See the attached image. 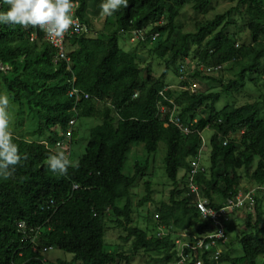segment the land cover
<instances>
[{
	"label": "trees",
	"instance_id": "trees-1",
	"mask_svg": "<svg viewBox=\"0 0 264 264\" xmlns=\"http://www.w3.org/2000/svg\"><path fill=\"white\" fill-rule=\"evenodd\" d=\"M78 1L77 15L90 29L87 11L91 0ZM213 1L128 0V7L114 14L115 31L111 35L91 38L84 34L68 39L70 62L55 60L58 50L44 40L40 30L0 25V94L10 97V107L15 108L10 110H14L17 122L31 125L27 135L13 136L21 155L27 158L9 179L0 178V264H43L41 255L34 253L29 240L18 232L21 221L43 227L42 246L72 255L70 261L57 259L51 264H114L118 258L129 262L130 256L124 255L119 245L109 247V223L122 232L121 240H133L132 255L152 252L159 254V261L174 263L177 250L172 234L159 237L157 232L160 227L203 232L206 223L201 221L196 197L187 189V179L191 161L203 144L201 133L208 127L214 132L210 166L195 177L202 196L218 207L244 187V176L252 184H264V118H259L262 102L227 104L222 109L216 106L224 95L244 89L248 80L259 78L264 87V0H229L236 5L227 12L196 22L194 32L180 31L178 18L185 7L206 14ZM0 5V10L7 11L3 0ZM234 11L246 18L243 28L251 38L240 47L235 34L227 30ZM150 27L149 36L159 34L151 52L165 59L166 68L158 78L149 69L141 78L144 70L137 54L123 50L118 35ZM149 41H141V45ZM190 56L207 65L223 64V70L237 64L240 71L227 83L213 78L214 74H192L194 78L219 81V91L173 90L162 79L169 70L179 76L180 63ZM73 86L89 98L81 96L77 101L70 96ZM169 100L178 107L181 122L190 126L189 135L172 123L167 125L168 115L163 117L160 106L172 107ZM82 117L102 122L91 129L79 167H70L65 176L52 173L44 163L52 150L44 142L55 145L60 130H66L72 119ZM241 131L243 135L232 137ZM160 142L167 146L165 172L172 189L169 201H161L156 209V223L141 228L134 221L131 193L146 175L149 160L138 162L134 173L126 174L124 169L134 144H142L146 154L152 155ZM180 171H184L181 178ZM73 183L79 187L73 188ZM144 187L138 207L153 202L151 181H145ZM50 201L56 208L43 210ZM243 218L245 230L235 237L243 254L227 246L222 263L258 264L264 255L262 201L255 216L244 214ZM235 229L232 224L228 236Z\"/></svg>",
	"mask_w": 264,
	"mask_h": 264
},
{
	"label": "rangeland",
	"instance_id": "rangeland-1",
	"mask_svg": "<svg viewBox=\"0 0 264 264\" xmlns=\"http://www.w3.org/2000/svg\"><path fill=\"white\" fill-rule=\"evenodd\" d=\"M102 0L98 2H94L91 0L89 3L88 19H90L91 27L90 33L87 35L91 38H96L101 35L102 38H106L111 35L115 31V17L114 15L111 17H101L100 16V4ZM95 5V6H94ZM236 5V2H231L229 0H216L211 3V8L206 14H198L196 13L191 6H187L182 10L181 15L178 18V25L181 32H194L195 25L198 21H206L209 19H213L218 14H223L230 10L232 7ZM244 12V9L242 10ZM246 18L240 14L238 11L233 12L232 23L228 25L227 30L235 34L237 45L240 47L242 44H248L251 40L250 33L248 30L243 28ZM224 23L221 25L223 26ZM151 27L149 28V30ZM221 27L218 28V30ZM119 46L127 51V52H135L137 54L138 63L143 68V72L141 73V78H145L146 71L150 70L151 74L158 78L160 77L166 68L165 59L155 52H151V50L157 45V40L145 42L147 45L142 46L141 41L131 42V32L130 33H120L118 35ZM146 41V40H144ZM165 57H168L166 55ZM188 61L191 63L195 62L192 57L188 58ZM191 69V68H190ZM240 71L239 65L235 64L232 67L225 68L222 72L214 74L212 77L216 80H221L224 83L231 79H235V75ZM189 78L198 82L199 85V93L207 90H221V84L218 82H210L208 79H199L192 77V74L189 75ZM164 83L168 84L173 90L179 89L181 79L177 74H175L172 70H169L166 76L162 79ZM7 91V90H6ZM8 92V91H7ZM2 94V93H1ZM9 100L11 101L10 97ZM256 101L262 102V112H264L263 103H264V87L262 86V81L258 78L255 81H247L246 87L242 89L238 93H233L229 96H223L221 100L217 103V108L222 109L227 104H233L235 106H242L247 103H254ZM11 106V105H10ZM10 108H13L10 107ZM9 111L11 113V124L10 130L13 133V136L21 137L22 135H27V131L30 130L31 127L29 122H24L20 125V122H17L15 118V112L12 109ZM15 109V108H13ZM259 114V118H264V113ZM98 118H89L82 117L77 119L75 126L73 127V142L71 143V156L70 159L76 161L82 157V155L86 152L87 144L90 140L91 129L100 124ZM213 129L208 127L202 132V139L205 143L202 152V168L207 170L210 166V140L213 136ZM167 152V146L164 142H160L158 146V150L156 153L152 155H147L142 144H134L126 165L124 172L126 174H131L135 172V166L138 162H145V160H149L148 171L146 175L139 179L137 185L132 189V202L134 205V221L135 224L141 228H145L146 224L153 225L156 223V209L159 208V203L161 201H169L170 190L172 189L171 182L166 176L165 172V163L164 159ZM244 175L242 170L241 172ZM184 175V171L179 172V178ZM151 181L152 189L154 191L153 194V202L148 203L144 207H138L137 203L145 194V181ZM252 184L248 181V179L244 176L243 185L244 187ZM183 183H180L182 186ZM124 202H121L120 205H123ZM244 214H242V217ZM147 217V218H146ZM239 220V219H238ZM244 220L245 218H240L239 225H235L236 229L234 234L229 236V246L231 245L236 254L242 255L243 249L239 242L235 241V237L242 236L244 228ZM262 226L264 227V204H263V218H262ZM108 230L106 233V241L111 247V249L116 246H120L121 250H123L124 255L127 257L130 256V261L128 262L124 258H118L117 262L114 264H165L162 261H159V254L157 253H146L140 251L137 255H132L130 252V246L132 243V239L129 242H124L120 238V234L122 232L118 229L113 228L112 224H108ZM47 258L51 262H55L57 259L70 261L72 259V255L68 253H64L60 250L52 251L48 254ZM258 264H264V255L258 259ZM172 264V263H169Z\"/></svg>",
	"mask_w": 264,
	"mask_h": 264
},
{
	"label": "built area",
	"instance_id": "built-area-1",
	"mask_svg": "<svg viewBox=\"0 0 264 264\" xmlns=\"http://www.w3.org/2000/svg\"><path fill=\"white\" fill-rule=\"evenodd\" d=\"M74 2H76L74 0ZM79 2V1H78ZM80 7V2H79ZM77 9H74V15H77ZM79 18V17H78ZM80 21L81 28L79 31L72 30L65 35L63 40L57 42L50 41L44 32L40 31L43 35L44 40L49 43L52 47L58 50L55 60H64L70 62L69 55L67 53V42L68 39H71L75 35H84L89 34L90 29L86 27ZM39 30V29H38ZM148 29L136 30L131 32V42L135 41H144L150 39L155 41L159 34L155 33L148 35ZM35 39V35H32L31 40ZM188 58H185L182 63L179 65L178 74L182 82H187V85L184 83L181 86V89L187 90L192 93H196L199 89V83L194 82L189 78L190 74L200 72L206 76H212V74H217L220 71H223L225 65L216 64V65H207L201 62L200 60L195 61L192 66L188 61ZM191 68V69H190ZM70 69V68H69ZM75 83L76 79L73 78ZM69 95L76 97L77 101L81 99V96L89 98V95L81 92L75 86H73ZM137 97V95H135ZM171 104H174L169 100ZM161 113L163 117L167 114L168 123L174 124L183 134L189 135L191 133L190 126L184 125L181 122L180 117L178 116V107L174 104L172 107L166 108L165 106H160ZM76 124V120L72 119L69 122V128L66 131H61L59 139L57 140L54 148L57 149V145H60V150L65 151V153L70 156L71 143L73 131L72 127ZM202 134V133H201ZM244 131H241L239 134L232 136L238 138L243 135ZM225 145L228 143V139L225 140ZM47 148H50L47 143H45ZM205 143L203 142L198 155L192 159L191 168L188 174L187 179V189L188 191L196 197L194 201L196 207L200 213L201 221L206 223L203 232L201 233H190V231H179L173 227H160L157 232V236L162 237L164 235L172 234L174 238L175 248L177 250L178 260L175 264H221V257L229 244L228 229L234 224L238 225V218L241 217L242 213L254 216L256 214V208L258 203V198L261 197L264 199V184H259L256 186H245L241 187L239 192L235 195L228 197L225 202L216 207L210 204V201L203 197L201 194V189L198 183L195 180V177L200 173L205 171L202 168V152ZM51 149V148H50ZM56 204L54 201H50L44 209L54 210ZM158 216L156 215V220ZM18 232L27 240H29L32 250L36 254H40L43 264H51V261L47 258L48 254L56 249L53 246L41 245L40 236L42 234L43 227L39 225H32L25 221H21L17 224Z\"/></svg>",
	"mask_w": 264,
	"mask_h": 264
},
{
	"label": "clouds",
	"instance_id": "clouds-1",
	"mask_svg": "<svg viewBox=\"0 0 264 264\" xmlns=\"http://www.w3.org/2000/svg\"><path fill=\"white\" fill-rule=\"evenodd\" d=\"M3 5L8 7L7 11L0 10V25L19 26L24 30L39 29L52 42L63 40L67 33L72 30L79 31L81 28L79 18L74 15V9L79 8L78 0L76 2L74 0H3ZM99 7L101 17H111L122 7L127 8L128 0H102ZM0 8H2V5H0ZM9 108V96L6 93L0 94V178L5 180L9 179L13 175L16 166L27 158L21 155L19 145L14 142L13 133L10 130L11 113ZM46 143L52 151L49 152L44 163L52 173L65 176L70 167H79V161L71 160V153L68 156L65 151L60 150L59 144L57 149H52L55 145ZM256 185L259 184H249L247 186ZM72 187L77 188L79 185L73 183ZM260 200L264 204L262 197L261 199L258 198V202ZM239 218H243L242 215ZM176 261L172 264H175ZM221 264L227 263L221 262Z\"/></svg>",
	"mask_w": 264,
	"mask_h": 264
},
{
	"label": "crops",
	"instance_id": "crops-1",
	"mask_svg": "<svg viewBox=\"0 0 264 264\" xmlns=\"http://www.w3.org/2000/svg\"><path fill=\"white\" fill-rule=\"evenodd\" d=\"M181 85H182V83L180 82V86H179V88L181 87ZM181 89V88H180Z\"/></svg>",
	"mask_w": 264,
	"mask_h": 264
}]
</instances>
